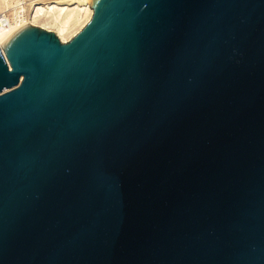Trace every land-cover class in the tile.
<instances>
[{"label":"water","instance_id":"1","mask_svg":"<svg viewBox=\"0 0 264 264\" xmlns=\"http://www.w3.org/2000/svg\"><path fill=\"white\" fill-rule=\"evenodd\" d=\"M90 5L0 38V264H264V0Z\"/></svg>","mask_w":264,"mask_h":264},{"label":"bare ground","instance_id":"2","mask_svg":"<svg viewBox=\"0 0 264 264\" xmlns=\"http://www.w3.org/2000/svg\"><path fill=\"white\" fill-rule=\"evenodd\" d=\"M2 1L4 10L0 12V38L31 24L54 30L61 41L68 42L85 27L93 15L90 0ZM44 11L52 13V18Z\"/></svg>","mask_w":264,"mask_h":264},{"label":"rangeland","instance_id":"3","mask_svg":"<svg viewBox=\"0 0 264 264\" xmlns=\"http://www.w3.org/2000/svg\"><path fill=\"white\" fill-rule=\"evenodd\" d=\"M45 8H47V7H45ZM2 10H4V2L2 1V0H0V12L2 11ZM45 10V9H44ZM46 10H49V9H46ZM46 11H44V13H45ZM50 12L49 11H47L46 12V14H48L49 16H51V14H49ZM52 18V16L50 17V19ZM52 31H54V30H52ZM55 32V31H54Z\"/></svg>","mask_w":264,"mask_h":264}]
</instances>
